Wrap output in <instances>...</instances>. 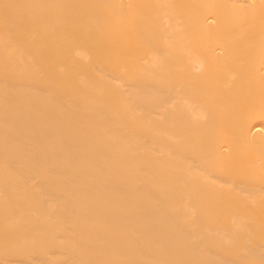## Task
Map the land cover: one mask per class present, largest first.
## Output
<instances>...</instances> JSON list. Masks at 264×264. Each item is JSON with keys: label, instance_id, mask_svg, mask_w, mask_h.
Masks as SVG:
<instances>
[{"label": "bare ground", "instance_id": "obj_1", "mask_svg": "<svg viewBox=\"0 0 264 264\" xmlns=\"http://www.w3.org/2000/svg\"><path fill=\"white\" fill-rule=\"evenodd\" d=\"M0 264H264V0H0Z\"/></svg>", "mask_w": 264, "mask_h": 264}]
</instances>
